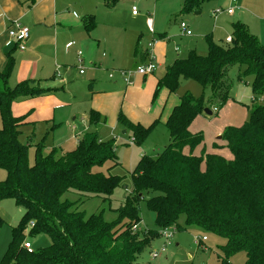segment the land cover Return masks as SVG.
<instances>
[{
  "label": "trees",
  "instance_id": "16d2710c",
  "mask_svg": "<svg viewBox=\"0 0 264 264\" xmlns=\"http://www.w3.org/2000/svg\"><path fill=\"white\" fill-rule=\"evenodd\" d=\"M119 0H106L108 6ZM205 1L183 0L184 11L198 9ZM230 42L218 45L205 38L207 54L188 53L166 67L156 84L153 100L161 89L168 93L180 78L196 82L209 99L184 95L172 107L164 122L168 142L155 156L143 155L132 169L130 188L124 176L111 175L119 164L113 140L103 141L96 132L80 135L74 149H52L48 155L35 151L34 164L27 160V145L19 140L20 127L27 115L13 116L11 105L20 99L44 96L56 89H43L31 80L8 86L13 67L11 51L0 72V169L6 178L0 182V201L11 199L22 215L11 228V238L0 264H139L138 255L158 237L157 231L140 233L139 202L144 201L154 215L158 229L184 231L190 227L214 235L223 244L218 264H232L230 258L244 254L243 264H264V104L248 107V121L226 128L213 149H227L226 160L217 153L200 150L201 133L189 130L203 116L204 109L216 111L228 99L229 70L238 68L237 78L250 76L251 94L264 95V45L239 22L231 25ZM103 122L90 110L88 126ZM131 123L119 111L117 123L133 144H140L157 124ZM117 188L128 189L123 203L114 210L116 218L103 219L102 211L88 216L79 211L80 199L109 201ZM66 193L80 196L62 201ZM180 220L182 222H180ZM3 224L0 216V228ZM46 235L50 244L27 252L23 231Z\"/></svg>",
  "mask_w": 264,
  "mask_h": 264
},
{
  "label": "rangeland",
  "instance_id": "374dc122",
  "mask_svg": "<svg viewBox=\"0 0 264 264\" xmlns=\"http://www.w3.org/2000/svg\"><path fill=\"white\" fill-rule=\"evenodd\" d=\"M88 1L90 2L89 6L92 7L91 11L97 14V28L101 27L98 19L104 20L106 18L107 26L112 29L111 33L123 41L120 52H125L122 59L124 62L127 58L128 48L135 44L139 35L142 36L140 45L151 44V48H147L148 56H152L154 65V71L150 78L153 75L163 77L166 70L165 65H157L155 46L163 47L167 60L172 58L173 61L176 54L177 59H185L189 51L199 56H205L207 54L205 38L210 35L212 42L218 45L229 43L224 40L230 38L231 25L236 22L242 23L248 33L264 45V0H236L235 4H231L227 0L205 1L199 5L198 9L189 11L182 10L183 0H120L117 2L118 4L116 3L110 8L109 13L105 10L103 0ZM132 6L137 10V14L133 17L130 14ZM227 10H232L233 13L227 14ZM180 23H184L190 32L189 36H185L181 31ZM149 29L155 37H150ZM115 48L116 46L112 44L111 51ZM176 49H178V53L175 52ZM109 55L110 51L105 50L101 57L105 59L109 58ZM116 57L118 58V55ZM119 66H124V63L119 61ZM139 66L141 65L135 66L133 70H116V72L121 76L123 72H134ZM81 71L85 74L75 76L74 71L70 73L69 79H72V82L64 85L62 90L56 92L52 102L50 99H45L43 103L41 100L31 104L35 106V110L30 114L29 122L20 127L19 135L20 142L27 145V160L30 165L34 164L36 149H39L42 155H48L53 148L57 149L58 146L62 150L70 151L76 146L73 135H79L86 130V120L83 119V116L89 110L87 91L89 80L85 68L81 67ZM237 74L238 68L236 66L228 72L231 85L225 104L216 111L211 107V115L197 117L191 123L190 132L201 133L203 138L202 146L198 148L197 152L203 150L217 153L228 160L230 158L228 150L224 148L213 149V144H223L221 140H218V137L226 128L239 127L248 121V107L252 103L264 104V95L254 98L251 94V77L241 76L237 78ZM114 75L117 76V74H113V71H109V76L113 77ZM132 81L130 79L131 84ZM100 84L101 81L97 80V86ZM8 85L10 88L14 87L12 77L8 81ZM92 87L94 86L92 85ZM184 95L195 98L202 95L207 101L210 93L208 90L203 91L196 82L183 78L178 80L177 87L173 92L168 93L167 90L161 89L155 99L150 101L152 111H154V115H157L158 122L138 145L133 144L128 131L123 134L125 129L120 125L114 130L107 123V119L102 116L103 122L98 124L97 134L103 141H114L119 164L111 170V175L124 176L123 183L128 187L130 186L129 174L139 158L143 155L153 157L166 146L168 135L164 129V122L167 111L173 102ZM47 102H51L49 105L51 111L49 112L39 107V105ZM24 114H26V110L22 115ZM143 116L144 121H146V115L143 114ZM1 125L0 118V127ZM5 178V171L0 169V182ZM129 188L127 190L117 188L109 201L103 202L99 198L80 199L78 209L84 212L86 216L102 211L103 219L110 222L116 218L114 210L123 203ZM79 198L80 196L74 193H66L61 200L74 202ZM138 208L140 216L138 231L142 233L147 230H156L158 234V237L138 255L137 262L139 264H218L217 254L220 246L224 243L223 240L194 227L184 231H173L172 237L165 239L163 231L156 227L154 215L147 209L144 201L139 202ZM21 215V208L16 206L13 200L2 199L0 201V216L3 221L0 228V259L10 241L11 228L16 226ZM180 222L182 221L180 220ZM30 230L31 227L26 226L23 234L24 241L31 245V251L44 248L50 244L49 237L42 234L32 236ZM202 238H205L206 241ZM195 241H199V243L196 244ZM162 248H164L163 252H161ZM154 252L158 253L155 259L151 257ZM244 261L242 252L234 254L230 258L232 264H243Z\"/></svg>",
  "mask_w": 264,
  "mask_h": 264
},
{
  "label": "crops",
  "instance_id": "0c3cea01",
  "mask_svg": "<svg viewBox=\"0 0 264 264\" xmlns=\"http://www.w3.org/2000/svg\"><path fill=\"white\" fill-rule=\"evenodd\" d=\"M89 3L88 0H0V72L4 71L7 53L12 50L4 44L8 40V29L13 22H18L29 29V39L25 50L13 49L10 52L13 67L8 81L12 77L15 86L22 81L31 80L40 88L56 89L44 96L20 99L12 103L13 116H21L26 110L25 123H28L30 114L35 110V106L31 105L34 101L42 100L41 103H43L45 99H50L52 102L55 93L72 82V79H69L71 72L74 71L75 76H81L85 74V72L80 73L81 67L87 71L89 110L83 116L86 120V130L79 135H73L76 144L80 135L86 132L97 134L98 124L95 127L87 124V115L90 110L98 112L107 119V123L114 130L119 127L117 123L119 111L131 123L140 124L143 127L149 126L155 120L158 121L150 101L153 100V93L161 75H157L159 77L153 75L150 78L151 74L145 76L132 74L130 77L133 80L132 84L126 85L122 76L116 72V70H133L135 66L145 64L148 61L147 45L149 43H146V46L143 43V46L140 45L142 36L139 35L135 44L128 48L124 62L122 59L125 52H120L123 41L111 33L112 29H109L105 22L106 18L98 19L101 27L97 28V14L91 11L92 7ZM103 3L107 12L114 6H108L106 0H103ZM131 16L133 17L132 14ZM148 32L151 38L155 37L150 29ZM112 44L116 48L111 51ZM105 50L110 51V55L109 58L104 59L101 56ZM176 50L175 52L178 53V49ZM154 52L158 66L165 65L166 68L177 59L176 54L173 61L172 58L167 60L164 49L160 45L155 46ZM78 57L81 60L80 63L77 62ZM119 61L123 62L124 66H119ZM169 61L170 64H168ZM109 71H113V74L117 76H109ZM97 80L101 81L99 86H97ZM51 102L41 104L39 107L49 112ZM177 102L178 100L171 104L166 116ZM23 109L25 110L22 111ZM143 114L147 117L146 121ZM124 132L126 134L127 131L124 130ZM59 147L57 149L65 151Z\"/></svg>",
  "mask_w": 264,
  "mask_h": 264
},
{
  "label": "built area",
  "instance_id": "2783aa9c",
  "mask_svg": "<svg viewBox=\"0 0 264 264\" xmlns=\"http://www.w3.org/2000/svg\"><path fill=\"white\" fill-rule=\"evenodd\" d=\"M228 1L231 4H235L236 3V0H228ZM130 12H131V14L133 16L137 14V10L133 6L130 8ZM226 13L227 14H232L233 11L232 10H227ZM179 27H180L181 31L186 36L190 35V32L186 29V26L184 25V23H180ZM7 35H8V40L5 43V45L7 47H12L14 45L17 50H20V51L25 50L26 42L29 39V29L26 26H23V25H21L18 22H13L11 24V26L9 27V29H8ZM225 41L226 42H230L231 40H230V38H226ZM147 48H151V44H148ZM147 55H148V53H147ZM78 56H80V52H78ZM147 58H148V61L145 64L137 67V69L134 72L128 71V72L121 73L123 81H124V83L126 85L131 84L130 77H131L132 74H138V75L145 76V75L151 74L154 71V65L152 63V61H153L152 56L149 55V56H147ZM77 62L78 63L81 62L79 57H78ZM80 73H82L81 70H80ZM165 230H169V231H165ZM162 231H163V235H164L165 239H170L172 237V230L164 229ZM202 239L204 240L205 238H202ZM195 243L198 244L199 241H195ZM22 246L27 252H29V253L31 252V245H30L29 242H24L22 244ZM163 250H164V248L161 249V252H163ZM157 255H158V253L154 252V253L151 254V257L153 259H155L157 257Z\"/></svg>",
  "mask_w": 264,
  "mask_h": 264
},
{
  "label": "water",
  "instance_id": "95a60500",
  "mask_svg": "<svg viewBox=\"0 0 264 264\" xmlns=\"http://www.w3.org/2000/svg\"><path fill=\"white\" fill-rule=\"evenodd\" d=\"M203 113L206 114V115H208V116L211 115V111H209L207 109H204ZM122 133L124 134L125 132L123 131Z\"/></svg>",
  "mask_w": 264,
  "mask_h": 264
}]
</instances>
